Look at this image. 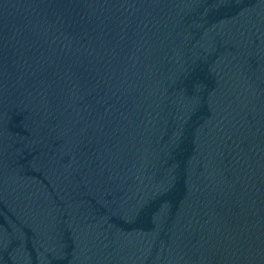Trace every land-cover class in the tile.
Masks as SVG:
<instances>
[{"label":"water","instance_id":"obj_1","mask_svg":"<svg viewBox=\"0 0 264 264\" xmlns=\"http://www.w3.org/2000/svg\"><path fill=\"white\" fill-rule=\"evenodd\" d=\"M0 264H264V0H0Z\"/></svg>","mask_w":264,"mask_h":264}]
</instances>
